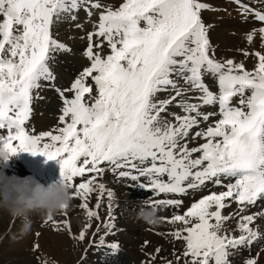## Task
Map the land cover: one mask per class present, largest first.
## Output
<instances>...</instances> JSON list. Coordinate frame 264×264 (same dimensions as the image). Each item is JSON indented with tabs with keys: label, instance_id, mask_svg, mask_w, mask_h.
I'll list each match as a JSON object with an SVG mask.
<instances>
[{
	"label": "snow or ice",
	"instance_id": "snow-or-ice-1",
	"mask_svg": "<svg viewBox=\"0 0 264 264\" xmlns=\"http://www.w3.org/2000/svg\"><path fill=\"white\" fill-rule=\"evenodd\" d=\"M234 3L245 17L251 14L264 22V12L241 0ZM82 7L88 17L100 10L95 30L86 34L84 55L90 64L70 87L56 89L62 101L61 126L35 134L27 127L34 92L42 82L55 81L50 67L54 54L71 51L54 38L52 27ZM207 7L201 0H122L115 9L100 0H0V146L58 161L61 180L81 200L87 228L93 219L100 221L105 196L108 220L103 227L115 226L114 192L100 182L106 172L118 179L148 181L138 187L153 193L150 204L157 209L183 203L160 199L161 194L185 195L208 183L225 188L210 191L183 214L161 217L183 226L169 233L184 243L183 264H229L230 249L260 237L250 225L264 216L243 214L264 198V52L252 53L253 70L231 58L217 60L208 34L211 26L202 20ZM257 36L264 48V27L250 31L247 42ZM105 44L110 53L102 55L98 50ZM209 74L217 92L205 83ZM160 93L168 95L160 99ZM215 106L218 113L203 111ZM217 114L220 118L208 123ZM197 140L203 142L190 147ZM232 202L238 205V237L224 232L232 216L222 210ZM49 221L54 230L61 224L71 229L68 220L48 218L45 223ZM85 235L82 230L79 239Z\"/></svg>",
	"mask_w": 264,
	"mask_h": 264
},
{
	"label": "rangeland",
	"instance_id": "rangeland-1",
	"mask_svg": "<svg viewBox=\"0 0 264 264\" xmlns=\"http://www.w3.org/2000/svg\"><path fill=\"white\" fill-rule=\"evenodd\" d=\"M210 1L211 2H216L218 0H201V2L206 3L208 5V7L205 10L202 11V20L204 21V23L206 25H210L211 26L210 29H209V33L208 34H209L210 43L213 46V48L215 49L216 59L220 60V61H223V60L231 58V59H234L237 63H239V62H245V63L249 62L247 65L244 63L245 68L248 69V70H253L254 67H255V64H256V57L254 55H252V53H254L255 51H261V52H264V51L259 50V49L257 50L256 48H253V47L247 48V47H244V46H233V45L226 46V45H222L219 42L212 41L210 32L215 27H218V29L221 28L223 30H225V29L228 30L229 29L228 32H227V34H228L227 36L233 35L234 34L233 31L230 29L231 26L229 24H227V22L225 20L227 17H228V19L233 20L234 22H237V19H244V20L248 19V20H250V22H252L251 24H256V25H258L260 27H264V22L257 21L255 19V17L253 15H251V14L248 15L247 17L242 15L241 11L239 10V6L236 3H234V0H230V2H232V3H230L229 0H227V1H228L229 5H231V6L235 5L234 7H237V8H235L233 10L232 9L226 10V9L223 8V9L217 10V11L214 10V9H217V6L215 4H213V3H211ZM219 1L222 2L223 0H219ZM241 2L244 3V4H246V2H247V4L250 3V4L255 6V7H252V5H251V8L264 12V0H241ZM100 3H102L106 7L107 6H111V7H113L115 9L116 7L119 6L120 3H122V0H110L109 3H106V2H100ZM210 4H211V6H209ZM212 6H213V10L210 8ZM227 7H229V6H227ZM99 11L100 10L95 11V12L93 11L94 14L91 17H88L87 13L84 11V8L82 7L79 12H75V13H72V14H67L60 21L56 22L53 25L52 34H53L54 38L58 42L62 41L65 45H67V46L69 45L68 47L71 49V51L55 53L54 54V60L50 62V67H51V69H52V71H53V73L55 75V81L53 83H51V88H50V86L46 85L48 82H43V84H45L43 86L45 88V90H48L49 92L51 91L50 93L53 92L52 93L53 94L52 97L48 96L49 101L46 103V106L44 105L45 102H43V105L41 103H39V95H38L37 90H36V92H34V94L36 93L35 94V97H36L35 99H36L37 103L41 105V107L39 108L40 109L39 110V114L42 112L43 109L44 110L46 109L45 111L43 110V112H45V115H47L50 118H52V116L50 114L54 113L56 115L55 120H58L59 112L61 114L60 108H62V105L59 102L60 103V106H59V103H58L59 99L58 100H54L52 98H56L57 97L56 96V94H57V90L56 89L57 88L65 89V88L70 87L71 83L74 81V79L77 77V75L80 72H82V70L85 67L89 66L90 61L86 57H82V56L84 55V51H85V49L88 46V40H87L86 34L88 32H90V31H94L95 30L93 28H94V25L96 23H98ZM218 12L222 13L223 16L221 14L216 15V13H218ZM211 14H215L216 17H219L217 20L218 21L220 20V22L216 23V21L215 22L210 21L209 18L211 17ZM71 15H76L78 17H77L76 20H72L70 18ZM215 23H216V26H215ZM77 24H80L82 27L77 28L76 27ZM85 24H90L91 25L90 27L92 29L91 28L90 29L86 28ZM60 28H61V30H60ZM63 29H64V31H63ZM74 33L75 34L80 33V35H81L80 38H78V39L75 38V36H73ZM75 39H77L76 41H80V43H82L81 47L74 48L75 46L73 45L72 42H74ZM98 51H100L102 55H106V54L110 53V49L107 47L106 44H105L103 49L98 50ZM244 51H247L248 53H250V55L247 56V57L244 56V54H243ZM74 52H76V53H74ZM79 55L81 57H78ZM204 80H205V83L208 85L209 89H214L215 92L218 91L217 82L210 74L206 75L204 77ZM57 81H59L60 83L59 82L57 83ZM55 84H58V85H55ZM167 95H168V93H160L158 98L163 99V98H166ZM36 106H35V109H36ZM57 107L59 108L60 111L57 109ZM35 109H34V111H37L38 107H37V110H35ZM208 109H210V108H208ZM170 110L171 111H175L177 113H181V110L179 108H176V107H172ZM208 111H210V110H208ZM53 119L54 118H52V120ZM213 121H214V119L212 117V119L208 123H212ZM205 125L206 124H202L201 127H204ZM27 127L29 128V130H34L35 134H39L40 133V130H38L37 126H33L32 124H29V122L27 124ZM35 128H36L38 133L35 131ZM40 128L44 130V127H40ZM45 132H47V131H45ZM21 159L22 158L18 156L16 159H14L15 162H14L13 165H12V161H9L7 163V166L10 163V165H12L11 166L12 169L10 171H6L5 170L6 174H8V175H12V174L19 175L22 172V170L25 168L24 165H26V163H27L26 160H23V159L21 160ZM16 164H17V166H20V167H16ZM18 170H20V171H18ZM9 172L11 174H9ZM112 180H114V178H109L108 177V178H106V181L104 182V184L108 185L110 183V184H115V185L119 186V187H117V189H112L110 187H107L108 189L110 188L114 192V198H113L114 201L112 200L113 203H112V201H111V203L115 207L116 215H115L114 220H113L115 227H114V229L112 228V230L115 231L116 229L119 228L118 231L116 232V234L119 235V233H120V225L123 223V219H124V218L123 219L121 218L122 213H124L127 210L128 206H130L129 203H128V205H126L124 202L121 201L123 196H125V195L129 196L130 195V194L125 193L123 191V188L127 189V188L132 187V184L133 185L135 184V186H138L139 184H138V182H133V181H131L129 179H120L119 180L118 178H115V181H116L115 183ZM117 182H121L123 185H121V183H117ZM146 184H147V182H146ZM209 185L213 186L211 183H209ZM118 189L121 190V194H120V197L115 198L117 196L116 195V193H117L116 191ZM224 190H226V189L223 188V189H220L219 191L221 192V191H224ZM141 191L143 192L145 190H141ZM148 192H151V191L148 190ZM95 202H96L95 195H93L92 199H91V204L94 205ZM72 203H73L74 206H78V209H79L78 211H80L78 213L80 214V216L74 215V217H72L73 219L71 218L72 221L70 223L72 225L71 224L70 225L72 227V232H73V234H72V243L69 245V247L63 253V256L61 257V259H59V260L52 258V256H50V255H46L43 251L39 250L35 246L31 247V249L30 248H28V249L26 248L25 253L23 255H19L18 254V249L19 248L16 247V245H17V242L21 240V237L23 238V236L20 235L23 224L19 222L20 219H13L7 213H5L6 216L10 218L9 222L13 223V225L16 226V229H17L16 231H18V232H15L14 234L10 235L9 237H7V235H5V236L0 235V264H101L99 262L98 263L97 262L93 263L94 262L93 254L95 253L97 247L92 245L91 239L87 240L86 239L87 235H85L83 240L79 239V233L82 230L87 231L88 228L86 227V225L89 223V220H88L85 212L79 207V205L81 204V200L78 199V198H74ZM108 203H109V201H108L107 197L105 196L104 199H103V202H102V206L99 209V212H103L107 208ZM233 203H235V202H232L231 204H233ZM230 209H232V208H230ZM247 209H248V206H247ZM176 210H177V208L175 209V211ZM262 210H264V208ZM261 211H258V208L257 209L255 208L253 214L259 213ZM34 214L35 213L30 214V216H32ZM234 214H233V216H234ZM251 214H252V212H251ZM37 215H35V216H37ZM222 215H223V212H222ZM38 216L40 217V215H38ZM227 216H229V215H227ZM29 219H30V221H32L31 224H34V222L36 221V220L33 219V217H29ZM125 220L129 221L127 219H125ZM231 221H232V223H235L234 219H232ZM229 222H230L229 220H227L225 222L224 232L227 233V234H230V235H233V233H235L236 236L238 237L240 235V232L235 229L236 226L234 227V230L232 229L231 226L229 228H227L228 227L227 223H229ZM37 223H39V221L35 222L36 226H31V227L32 228H40V227H42V225H37ZM3 224L6 225V222H4ZM129 224L132 225V226L134 225L132 219L129 221ZM159 225H160L159 229L160 228L166 229V227L168 228V225L167 224L166 225L162 224V222ZM170 225L174 226L173 224H170ZM258 226L261 227L259 222H258ZM176 228H179V227H175V228H172V229L175 230ZM145 230L147 231V228H145ZM7 232H8V230H7ZM27 234L33 235V232L32 231H28ZM121 234L124 236L123 237L124 239L128 238L127 234H124V233H121ZM106 235H107L106 234V230H104V229L103 230H99L98 235L96 237H93V241H95V242L99 241L100 242L101 239L104 238ZM261 236L263 237L264 235L261 234ZM259 239H261V238H259ZM259 239H257V240H259ZM257 240L253 241V244H251L249 246V248L247 246H245L246 247L245 253L246 252H250V254H252V253L255 254V252H252V251H256L258 253V258L255 260L256 264H264V262H263L264 261V252H263L264 251V243H263L264 239L262 240V244L261 243H257L256 242ZM89 243L91 244L90 247L92 249V253H90V254H91L92 257L89 255V257L87 258L88 261L87 260L84 261L85 258H84L83 261H81L82 256H84V255H81V248H83L85 246L86 250H90L91 251V249H87L88 246H89ZM147 243H148L147 245L149 246V241L148 240H147ZM178 243H179L178 249L180 247L181 248L179 249L180 252L177 255H176V253L175 254H169V253H171L170 251L168 253H165V254H164L163 251H159L158 253L157 252H155V253L152 252L151 257H153V255H156V259L158 260V263L161 262V261H164L162 258H165L168 261H174L175 258L168 257L169 255H173L174 257L176 255V256L182 258V252H183L182 249L184 248V243H183V241L178 242ZM165 244H168V241H165L164 243L161 242V245L163 246L162 248H165V247L167 248V246ZM28 245H29V243H28ZM255 246H256V249H255ZM123 248L125 249L126 245L123 246ZM123 248H121V249H123ZM132 248L135 249V247H132ZM116 251L118 253L120 252L119 250H116ZM234 251L235 252H233V254H236V255H233L232 252L230 251L231 254L228 257L229 264H245V262L243 261V259L245 257V256H243V253L240 252V250H238V249H234ZM139 253H141V252H139ZM143 253H144L143 255L145 257L149 256V249H147V250L145 249V251H143ZM238 253H241L242 255H237ZM79 255H81L80 259H79L80 262L77 263L75 261L79 258ZM252 257L253 256H247L245 258V261H247L248 259H251ZM139 258H141V257H139ZM159 258H161V259H159ZM141 259H143V258H141ZM126 260L127 261L124 262V263H121V261L119 260L115 264H119V263L120 264H125V263L132 264V261H134L137 264H140V261L136 257H133L131 255ZM147 261H149L150 264H153V261H151L149 259H147Z\"/></svg>",
	"mask_w": 264,
	"mask_h": 264
},
{
	"label": "bare ground",
	"instance_id": "bare-ground-1",
	"mask_svg": "<svg viewBox=\"0 0 264 264\" xmlns=\"http://www.w3.org/2000/svg\"><path fill=\"white\" fill-rule=\"evenodd\" d=\"M109 1L110 0H100V2H106V3H109ZM227 1V0H226ZM225 0H223L222 2L221 1H216V2H211V3H213V4H215L216 6H217V9H214V10H221V9H226V10H230V9H235V8H237V7H234V6H231V5H229V3H228V1L226 2ZM229 2H230V0H229ZM245 2V1H244ZM230 3H232V2H230ZM249 4V3H248ZM111 5V4H110ZM209 6H211V4L209 5ZM227 6H229V7H227ZM227 7V8H226ZM249 7H251V5H249ZM253 7V6H252ZM212 10H213V6L212 7H210ZM94 12L95 11H98V10H93ZM210 11V10H209ZM215 11V12H216ZM223 12V11H222ZM207 13V12H206ZM219 14H221L222 16H223V14L222 13H220V12H218V13H216V15H219ZM85 15V14H84ZM216 15L215 14H211V17L209 18L210 19V21H212V22H215L216 21V23L217 22H220V20L218 21L217 19L219 18V17H216ZM78 17V16H77ZM68 18V17H67ZM91 20V19H90ZM226 20V22H227V24H229L231 27H230V29L233 31V35H231V36H227L228 34H227V32H228V30L227 29H225V30H223V29H218V27H215L216 26V23H215V28L214 29H212L211 30V32H210V35H211V38H212V41H214V42H219V43H221L222 45H226V46H231V45H233V46H244V47H247V48H249V47H253V48H256L257 50L259 49V50H262V51H264V48H262L261 47V41H260V39H259V36H257V37H255L254 38V41L251 43V44H249L248 42H247V39H246V35L250 32V31H252L253 29H258L260 26H258V25H256V24H251L252 22H250V20H244V19H237V22H234L233 20H230V19H228V17L225 19ZM239 20V21H238ZM224 21V20H223ZM236 21V20H235ZM250 23V24H249ZM221 24V23H220ZM86 25V28H91L90 26V24H85ZM220 27V26H219ZM256 27V28H255ZM223 28V27H222ZM92 29V28H91ZM94 29V28H93ZM60 30H61V28H60ZM63 31H64V29H63ZM73 36H75V38H80V33H78V34H73ZM77 39H75L74 40V42H72L73 43V45L75 46L74 48H79V47H81L82 45V43H80V41H76ZM73 41V40H72ZM76 41V42H75ZM67 43V42H66ZM71 43V44H72ZM69 46V45H68ZM74 53H76V52H74ZM77 55V54H76ZM78 57H81L80 55L78 56ZM82 57H85L84 55L82 56ZM80 60V59H79ZM85 61V60H84ZM246 61V60H245ZM243 63H245V62H243ZM249 62H246L245 64L247 65ZM69 79V78H68ZM59 81H57V83H58ZM60 83V82H59ZM50 83L48 82L46 85H49ZM43 85H45V84H43ZM55 85H58V84H55ZM62 85V84H61ZM60 85V86H61ZM66 85V84H65ZM53 86V85H52ZM51 88V87H50ZM57 88V87H56ZM48 89V88H47ZM53 89V88H52ZM48 91V90H47ZM212 91L214 92V90L212 89ZM36 92V91H35ZM37 92L39 93V94H42V93H44L45 92V88H43V87H41L40 89H38L37 90ZM51 92V91H50ZM53 93V92H52ZM51 93V94H52ZM36 94V93H35ZM35 94H34V97H35ZM53 95V94H52ZM192 95H195V94H192ZM38 98V97H37ZM40 99V98H39ZM52 99H54L55 100V98H52ZM36 102V105H37V101H35ZM39 103H41L42 105H43V101H40L39 100ZM58 103H59V101H58ZM35 105V106H36ZM40 105V104H39ZM59 106H60V103H59ZM43 107V106H42ZM208 108H210V109H208ZM61 109V108H60ZM35 110H37V106H36V109ZM40 110V109H39ZM39 110H37V111H34L33 112V115L30 117V120L28 121L29 122V124H32L33 126H37V128H38V130H40V133H42V132H45V131H50V130H53V129H55V128H57V127H59V126H61L58 122H59V120H55V119H53L52 120V118H50L49 116H47V115H45V112H43V110H42V112L39 114ZM46 110V109H45ZM44 110V111H45ZM208 110H210V111H214V109H213V107H205L204 109H203V111H205V112H207ZM50 113V112H49ZM212 119V118H211ZM28 122H27V124H28ZM31 126V125H30ZM40 127H44V130L43 129H41ZM35 131L37 132V130H36V128H35ZM42 131V132H41ZM38 133V132H37ZM203 141H200V140H197L196 142H194V143H192V144H190V147L191 146H196L197 144H199V143H202ZM22 160V159H21ZM19 164V163H18ZM9 165H10V163H9ZM4 166L5 167V170L6 171H10L12 168H11V166L12 165H10V166ZM24 166H26V165H24ZM16 167H20V166H17V164H16ZM22 167V166H21ZM23 168V167H22ZM34 168V167H33ZM18 171H20V170H18ZM107 174V176L105 177V175H103V179H102V181H105V179L106 178H108V177H110V176H112V175H114L113 173H111V172H107L106 173ZM8 175V174H7ZM9 176H11V175H9ZM115 183V182H114ZM117 183H120V182H117ZM132 183V182H131ZM139 184V183H138ZM111 188V187H110ZM109 188V189H110ZM131 188H133V189H131V192H130V188H127V189H124L123 188V191L125 192V193H127V194H130L129 196L128 195H125V196H123V198H122V202H124V203H126L127 202V200H129V202H131V203H129V205L130 206H128V208H127V210L124 212V213H122V216H121V218L123 219V223L120 225V229H123V227L124 226H126L125 225V223L127 222L125 219H127V220H131L132 219V221H133V223H134V225L132 226V225H130L129 224V228H128V230L130 231V232H133V234L135 233V234H137V233H139L140 232V230H141V225H143V223L142 222H140V221H138L137 219H136V212L138 211L137 209L138 208H135L134 209V207L133 206H135V207H137L136 206V203H135V200H136V198L138 199V198H140V197H144V198H148V197H151L152 196V193L151 192H148V191H145V192H140L139 191V187L138 186H135V184L133 185L132 184V187ZM117 193H116V197L115 198H117V197H120V194H121V190H117L116 191ZM218 192H220V191H218ZM189 194L190 195H192V194H194V191L193 190H191V191H189ZM195 194H197L196 192H195ZM190 197V196H189ZM160 199H167L166 197H163V196H160L159 197ZM175 198V197H174ZM173 198V199H174ZM181 199H183V198H181ZM113 206V205H112ZM114 207V206H113ZM115 208V207H114ZM230 208H234V210H236V209H238V205L236 204V203H233V204H231V206L230 207H226L225 209H223L222 210V212H223V215H227V214H229L230 213ZM160 209V211L161 212H166V211H170V210H172V212L170 213V214H164V215H166V216H170V215H172L173 214V212H176V213H178V208H177V210L175 211V209H173V208H171V207H164V206H162V207H160L159 208ZM257 209V208H256ZM79 209H78V206H74L73 205V207L69 210V211H67L66 213H67V215H64V214H61V215H57V216H55V217H53L54 218V220H56V221H64V220H68L69 222H71L72 220H71V218L72 217H74V215H76V216H80V214L78 213V212H80V211H78ZM255 210V209H254ZM250 210H249V207H248V209L245 211V213H243L244 215H248V212H249ZM261 211V210H260ZM251 212V211H250ZM259 213H264V210H262L261 212H259ZM39 215V213H35L34 215H32V216H29V217H33V219L34 220H37V218L39 217L38 215ZM35 215H37V216H35ZM43 218V217H42ZM41 218V219H42ZM73 219V218H72ZM9 220H10V218L9 217H7L6 216V214L4 213V212H0V235H3V236H5V235H7V237H9L10 235H12V234H14L15 232H18V231H16L17 229H16V226L15 225H13V223H10L9 222ZM231 220H232V218H231ZM237 220L239 221V216L237 217ZM237 220H235V222H237L238 223V221ZM4 222H6V225H4L3 223ZM258 222L260 223V225H261V227L260 226H258ZM162 223H164V222H162ZM71 224V223H70ZM165 224H168V223H165ZM72 225V224H71ZM225 225V224H224ZM251 227H255V228H257V230L262 234V235H264V216H258L257 217V219H256V221L254 222V224L253 225H250ZM168 227H169V229H168V231L166 230V229H164V231H163V229H161V230H159V231H157V232H153L152 230L153 229H155V228H157V226L156 227H154V228H151L152 230V232L151 231H148V232H145V231H141L140 232V236H138L137 237V239H140L141 241H143V240H148L149 241V246L148 247H146L147 249H149V252H153V253H155V252H157L156 250L157 249H159L160 251H163L164 252V254L165 253H168L169 251L171 252V253H169V254H175L176 253V255L180 252V248L178 249V247H179V243L178 242H181V241H177V240H175L171 235H169V233L170 232H172L174 229H172V227H171V225L169 226L168 225ZM176 227H182L181 225H179V224H176ZM147 228V227H146ZM167 228V227H166ZM119 229V228H118ZM7 230H8V232H7ZM20 230V229H19ZM236 230L237 231H239L238 230V228H236ZM29 231H32L33 232V235H29V234H23L22 232L20 233V235L21 236H23V238L21 237V240L20 241H18L17 242V245H16V247H18L19 249H18V254L19 255H23L24 253H25V250H26V248L28 249V248H30L31 249V247H34V246H36V245H38L39 247H38V249L39 250H41V251H43L46 255H50V256H52V258H54V259H57V260H59V259H61V257L63 256V253L66 251V249L69 247V245L72 243V234H73V232H72V227H71V229H70V231L67 229V228H65V227H63V224H61L60 225V227H59V230H54V225H53V223H49L48 225L47 224H44V225H42V227H40V228H30V230ZM233 233V232H232ZM231 233V234H232ZM37 234H39V235H37ZM233 235L234 236H236V234L235 233H233ZM259 238H262V236L260 235V237ZM258 238V239H259ZM128 239V238H127ZM30 241V242H29ZM165 241H168V244H165L166 246H167V248L165 247V248H162L163 246L161 245V242L162 243H164ZM28 243H29V245H28ZM262 243V242H261ZM130 244H132V242H125V245H126V248L124 249L123 248V246H125V245H123L122 247H117V248H112V249H114V250H119L120 252H123L122 253V257H121V259H120V261H121V263H124V262H126L127 260V258L131 255V256H133V257H137V256H139V254H137V252H136V250L134 249V248H130V247H128ZM128 247V248H127ZM121 248H123V249H121ZM137 248V247H136ZM29 249V250H30ZM146 249V250H147ZM40 251V252H41ZM117 252V251H116ZM264 252V251H263ZM161 254V253H160ZM159 255V254H158ZM168 257H171V258H174V256L173 255H169ZM91 258V257H90ZM93 259V258H92ZM264 262V261H263ZM116 262H113V263H110V264H115ZM120 264V263H119Z\"/></svg>",
	"mask_w": 264,
	"mask_h": 264
},
{
	"label": "clouds",
	"instance_id": "clouds-1",
	"mask_svg": "<svg viewBox=\"0 0 264 264\" xmlns=\"http://www.w3.org/2000/svg\"><path fill=\"white\" fill-rule=\"evenodd\" d=\"M17 157L9 147L0 146V212L22 220L21 232L27 234L30 214L39 213L46 219L64 214L73 207L74 190L62 180L45 186L33 176L7 175L4 166ZM136 219L150 228L162 222L148 199L140 201Z\"/></svg>",
	"mask_w": 264,
	"mask_h": 264
}]
</instances>
